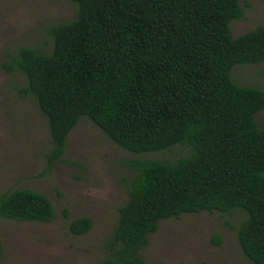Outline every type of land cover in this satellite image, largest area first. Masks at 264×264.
I'll list each match as a JSON object with an SVG mask.
<instances>
[{
	"label": "trees",
	"instance_id": "1",
	"mask_svg": "<svg viewBox=\"0 0 264 264\" xmlns=\"http://www.w3.org/2000/svg\"><path fill=\"white\" fill-rule=\"evenodd\" d=\"M76 17L50 25L53 48L20 47L3 67L26 76L52 138L49 163L63 157L70 131L89 117L125 149L146 153L189 148L176 161L138 157L129 199L97 264H146L140 250L163 219L201 211L244 218L239 245L264 264V89L241 85L237 64L264 62V23L235 36L241 0H70ZM45 193L13 188L0 194V218L51 222ZM66 215L67 212H66ZM86 215L70 229L88 232ZM213 241L220 245L222 235ZM4 249L0 242V259Z\"/></svg>",
	"mask_w": 264,
	"mask_h": 264
},
{
	"label": "rangeland",
	"instance_id": "2",
	"mask_svg": "<svg viewBox=\"0 0 264 264\" xmlns=\"http://www.w3.org/2000/svg\"><path fill=\"white\" fill-rule=\"evenodd\" d=\"M241 4L244 17L231 21L235 36L264 23V0H241ZM75 17L70 0H0V194L20 187L39 190L49 196L56 213L51 222L0 218L4 249L0 264H97L110 252L107 241L119 209L129 199L136 171L128 161L144 157L174 162L189 153L180 144L146 153L130 151L82 116L68 135L63 157L49 163L48 119L35 96L20 92L26 76L20 70L7 71L3 62L24 45L51 51L53 39L47 28ZM233 76L241 85L264 89V62L237 64ZM256 120L264 126V110ZM83 215L91 217L93 225L76 234L70 223ZM243 218L236 209L163 219L139 254L146 264H254L237 238ZM216 233L222 235L220 245L213 241Z\"/></svg>",
	"mask_w": 264,
	"mask_h": 264
}]
</instances>
